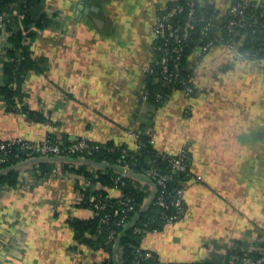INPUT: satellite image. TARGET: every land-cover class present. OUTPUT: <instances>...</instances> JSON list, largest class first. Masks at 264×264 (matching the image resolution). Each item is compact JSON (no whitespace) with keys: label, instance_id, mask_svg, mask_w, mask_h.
I'll use <instances>...</instances> for the list:
<instances>
[{"label":"crops","instance_id":"crops-1","mask_svg":"<svg viewBox=\"0 0 264 264\" xmlns=\"http://www.w3.org/2000/svg\"><path fill=\"white\" fill-rule=\"evenodd\" d=\"M174 1L45 0L46 11L61 18L32 42L33 54L45 59L44 71H32L24 90L29 108L46 120L7 111L0 95V139L41 141L52 133L135 149L126 131L139 126L145 71L155 58L153 25ZM233 1L215 0L220 14ZM4 44L2 37L0 55ZM238 48L217 44L192 54L196 94L188 100L171 93L148 128L159 151H188L194 177L186 183L183 218L142 238L160 261H223L236 245L248 250L256 237L264 242V59H244ZM52 168L58 173L25 186L19 184L28 174L23 167L16 185H3L0 264H105L108 251L73 248L71 217L94 215L74 205L83 176L61 162Z\"/></svg>","mask_w":264,"mask_h":264},{"label":"trees","instance_id":"trees-1","mask_svg":"<svg viewBox=\"0 0 264 264\" xmlns=\"http://www.w3.org/2000/svg\"><path fill=\"white\" fill-rule=\"evenodd\" d=\"M175 2L176 1L169 5ZM180 2L185 4L184 0ZM199 6L201 7L200 2H198L197 8L198 20L195 22V27L191 33L190 39L184 43V54L181 59V65L183 67L181 77L188 78V80L190 77L193 78V69L189 66V58L198 44L207 42L208 39L202 36V31H204L208 21H215L216 16L220 13L219 10L215 11L210 5H204L200 10ZM0 12L8 14L6 17V30L10 33L9 36L5 38L3 53L0 55L1 99L7 111L26 114L33 121H44L46 117H44L42 113L29 108L25 101L28 94L25 92L24 88L26 80L32 71H44L43 66L45 59L36 57L33 54L34 52L31 44L36 36L54 21V16L59 13L53 12V15L50 16L49 12L45 9V0H0ZM182 16V18H184L186 13ZM221 17L224 19V38L227 39L231 32L227 29L226 24L227 21L234 19V17L228 14ZM246 17L248 24L244 27H240V32L245 35V38L238 46V49L251 59H264V5L259 1L251 0L246 10ZM155 56L159 58V54L155 53ZM154 67L155 71L160 70L157 60L154 62ZM145 75L148 80L147 85L151 92L150 101L155 104L156 110L151 117H148V122L143 121L138 124L139 126L137 129L140 133V139L137 149L139 150L134 151L125 144L120 145L113 142L99 143L89 141L90 145L94 146V148L93 153L87 157L88 160L95 165L109 164L105 171L98 170L95 176L86 169V161L78 159L79 156L81 157L83 155L72 154L67 160L59 161L67 171H73L79 175L90 177L91 182L100 181L104 185L113 186L114 177L117 173V169L114 166L118 165V159L123 155L122 149H128V157L131 158V156H134L135 163L133 169L138 175L142 176L144 170L153 167L171 176V178L166 181L165 188L157 185V190L153 191L154 197L148 204L145 203L144 200L149 194V191L146 190L147 186H150L152 190L153 181L150 179H148L146 181L147 184L141 188L135 187L128 180V184L123 188L125 193L135 198L136 204L134 210V223L125 230L121 228L118 230V232L122 230L125 231V234L116 238V241H118L119 245L123 248V254L120 259L113 257L116 250L112 245L113 242H110L108 231L95 237L96 234H98L97 228L100 222L98 215L94 214L93 217L87 219H81L77 216L71 217L70 224L72 225L74 241L76 242L73 248H79V246L83 245L95 250L103 249L108 251V257L104 260L105 264H137L136 247L142 246V238L154 228L161 230L165 227L160 217L162 208L155 203L158 194L164 191L165 195H171L175 189L183 185L185 180L188 179L187 174L174 172L169 160L159 154V150L155 147L153 142L152 132H150L148 128L153 124L157 110L171 93L178 91L186 99L190 100L191 98L186 97L182 93L181 90L183 89V85L180 82L164 86L162 83H153V74L145 73ZM157 93L162 94V99H156L155 95ZM49 135L53 136L54 134L49 133ZM2 141L3 140L0 139V142ZM8 157L9 158L4 163L0 164V185H16L19 180V172L22 166L27 161L31 162L30 159H28V155L20 150V144L17 143H14L11 148L8 149ZM73 161L79 163L78 166L75 167L72 165ZM54 163L55 161L47 157L36 159V161L33 162V164H35L33 176L39 180L47 179L53 170L52 164ZM187 164L190 172L189 154ZM84 192L85 196L88 197L94 191L88 188ZM95 193L103 196L107 195L104 189L100 191L96 190ZM76 206L91 209L88 199H84ZM135 227H142L147 231L143 233L136 232ZM261 245H264V242L261 243ZM246 252H248L247 249L243 250L240 245H236L235 248L230 250L227 258L223 261L208 260L190 264H233L230 262L232 255L243 256ZM250 255L257 257L258 253L250 252ZM152 263L151 260L141 262V264Z\"/></svg>","mask_w":264,"mask_h":264},{"label":"built area","instance_id":"built-area-1","mask_svg":"<svg viewBox=\"0 0 264 264\" xmlns=\"http://www.w3.org/2000/svg\"><path fill=\"white\" fill-rule=\"evenodd\" d=\"M180 1L181 0H176V2L172 5L168 4L165 6L155 18V23L153 25V32L155 36L154 55L155 53L159 54V58H156L155 56L151 65L145 72L146 74H153V83H162L164 86H167L175 82H180L183 85V89L181 90L182 93L186 97L192 98L197 91L193 78L190 77L188 80V78L181 77V72L183 70L181 59L184 54V43L190 39L191 33L195 27V22L198 20V2H200L201 7L204 5H210L215 11H218V9L215 0H184L185 4ZM250 3L251 0H234L228 7L225 14L234 17V19L227 21L226 27L231 32L227 39L224 38V19L221 17L224 14L222 15L219 13V15L216 16L215 21H208L204 31H202V36L208 40L204 44H198L194 49L195 51H193V54L195 53L198 55L199 53V55H204L217 44L225 45L231 49L238 47L245 38V35L240 32V27H244L248 24L246 10ZM201 7L199 6V10ZM185 13L186 16L182 18V15ZM49 15L52 16L51 14ZM7 16L8 14L0 12V40L2 37L6 38L10 34L6 30ZM60 18L61 14L54 16V19ZM238 55L244 59H251L247 55L245 56L241 53ZM156 60L160 67L159 71H155L154 62H156ZM147 81L148 80L145 75L141 93L142 106L136 112L135 116V120L138 121L137 124L143 121L148 122V117H151L156 110L155 104L150 101L151 92L147 85ZM155 96L157 100L162 99V94L160 93H157ZM189 111L190 108L188 107L187 112ZM137 128L138 127H133L132 125L131 128H128L126 131L127 135L133 138L136 142V149H132L134 151L139 150L137 147L140 139V133ZM14 143L20 144V150L25 152L28 155V159L31 161L25 162L22 166V168L24 167L25 169H28V174H26V180L20 181L19 184H25V181L28 183L39 181V179L33 176L35 166L33 162L40 157L51 158L55 161V165L57 166L59 161L67 160L72 154L83 155L84 157L79 156L78 159L86 161V169L92 173V175L94 174L95 176L99 170V167L97 168V165L91 163L87 158L93 153L94 146L90 145L89 141L84 137H71L70 135L51 136L47 134L41 141H30L23 138L3 140L0 142V164L4 163L9 158L8 149H10ZM122 151L123 155L118 159V165L114 166L117 169V173L114 177L113 183V186L120 190V194L114 196L107 192V195L103 196L95 193L94 191L86 197L84 191L90 187L91 178L80 175L79 178L83 176L82 179L84 182L83 185H81V191L79 192L77 200L74 201V205H79L84 199H88L91 210L100 218L97 228L98 234H96L95 237L103 234L105 231L109 232L108 235L110 242H113L112 245L116 250L113 257L116 259H120L123 254V248L119 245L118 241H116V238L125 234V231L123 230L130 227L135 220V198L128 195L123 190V188L128 184V180L138 188L146 185V181L148 179L153 181L152 190L150 186H147L149 194L146 196L144 202L148 204L154 197L153 191L157 190V185L165 188L166 181L171 178L170 174L163 173L158 168L153 167L144 170L142 176L138 175L133 169V165L135 163L134 156H131V158L128 157V149H122ZM159 154L169 160L174 172L185 173L188 177L183 185L175 189L173 194L165 195V192L162 191L158 194L157 199L155 200V203L162 208L160 217L166 226L168 224L176 223L185 215L187 209L185 195L188 188L186 183L194 179V177L191 172H189V166L187 164L189 153L186 149L177 154H168L162 151H159ZM78 164L79 163L73 161L72 165L76 167ZM100 168L102 167L100 166ZM57 173L58 170L53 168L50 175ZM26 185L27 184H25V186ZM98 185H101L98 187V191L103 190L104 187H106L101 183ZM2 188L3 185H0V196ZM120 228L123 230L118 232ZM135 231L143 233L147 230L142 227H135ZM158 231L160 230L154 228L149 232ZM136 251L137 264H141V262L146 260H151L153 262L152 264H168L167 262L160 261L157 254L151 249H144L142 246H137ZM247 251L248 252L243 254V256L232 255L230 262L233 264H264V245H261V239L259 237L254 239L253 248H250ZM250 252H256L258 253V256L253 257L250 255Z\"/></svg>","mask_w":264,"mask_h":264},{"label":"water","instance_id":"water-1","mask_svg":"<svg viewBox=\"0 0 264 264\" xmlns=\"http://www.w3.org/2000/svg\"><path fill=\"white\" fill-rule=\"evenodd\" d=\"M86 11V10H85Z\"/></svg>","mask_w":264,"mask_h":264}]
</instances>
